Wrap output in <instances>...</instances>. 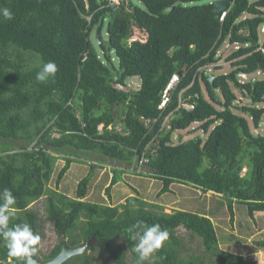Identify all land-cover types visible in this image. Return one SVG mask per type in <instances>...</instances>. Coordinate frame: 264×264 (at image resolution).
Returning a JSON list of instances; mask_svg holds the SVG:
<instances>
[{
  "label": "trees",
  "instance_id": "trees-1",
  "mask_svg": "<svg viewBox=\"0 0 264 264\" xmlns=\"http://www.w3.org/2000/svg\"><path fill=\"white\" fill-rule=\"evenodd\" d=\"M138 1L144 7L130 0V10L128 0H0V9L13 13L10 20L0 16V192L10 188L16 197L10 226L26 221L42 239L45 222L53 225L60 242L48 254L36 245L42 260L56 256L64 240L94 241L63 264H130L129 255L136 263L130 228L138 220L169 232L145 264H257L220 247L213 209L168 213L138 196L114 206L84 200L95 163L75 197L48 187L58 155L66 160L60 182L86 152L116 165L112 184L133 171L161 180L160 194L176 182L191 184L221 195L232 213L234 203L246 205L252 218L264 212V134L253 130L264 124V78L257 77L264 72V0H233L221 20L215 0ZM133 27L146 31L147 40L130 42ZM98 29L100 49L91 38ZM236 44L225 57L231 71L216 73L211 83L209 69H222V50ZM49 60L59 70L40 82L36 74ZM176 73L180 80L160 108ZM241 73L251 77L242 80ZM133 77L140 87L127 89ZM194 123L199 138L178 143L175 132ZM44 195L42 217L29 205ZM180 228L202 240L204 253H191ZM256 244L264 250V239ZM0 261L22 264L2 241Z\"/></svg>",
  "mask_w": 264,
  "mask_h": 264
},
{
  "label": "rangeland",
  "instance_id": "rangeland-1",
  "mask_svg": "<svg viewBox=\"0 0 264 264\" xmlns=\"http://www.w3.org/2000/svg\"><path fill=\"white\" fill-rule=\"evenodd\" d=\"M132 1L144 7L142 2L138 0ZM199 3L201 4L203 2ZM96 36L97 30L92 33L91 38L95 46L100 49ZM103 37L105 40H108L106 30L103 32ZM147 38L148 33L146 31L133 27V34L130 38V42L134 40L146 41ZM234 49H236L235 45H228L225 47L224 50H222L224 56L222 61H225V57ZM209 71L214 73L213 68H210ZM229 71H231L230 64H223V68L217 70L215 74L227 73ZM257 77L264 78V75L260 74ZM241 79L244 80L242 77ZM140 80L139 77L131 78L126 88L138 89L141 84ZM239 98H241L243 102H248V99H246V97L244 98L240 92ZM262 105L264 106V104ZM166 123H169V118H166L165 124ZM199 124L200 123H194L189 129L176 131L174 135L176 138L182 135L186 140L190 141L192 137L195 138L198 134H202V130L200 129H195L193 132L191 131L194 128H198ZM118 128L121 129V126H118ZM253 130L257 133L264 134V124L262 128L257 130L253 128ZM81 154L84 156L74 157L76 161L71 163L70 168L60 182H58V175L60 170L65 166L66 160L58 155L59 157L55 163V171L52 174L51 181L48 183L50 189H56L66 193L70 197H75L78 183L90 173L92 169L91 164L95 163L97 167L95 168L88 194L84 200L114 206L125 203L129 197L138 196L146 200L149 204L152 203L162 206L164 211L168 213L176 209L190 211L207 210V212L213 209L215 210V214L212 220L218 230L220 247L235 253L252 256L257 261V264H264V250L256 244L257 241L264 239V212H256L255 218H252L248 213L246 205L234 203L232 213L228 203L221 195L213 191L204 192L202 189L194 187L191 184L176 182L172 185L171 192L160 194L161 188L163 187V182L161 180L140 175L133 171H127L123 174L122 180L116 184H112L114 174L113 167L116 166L115 164L97 162L95 160L97 156L93 153L81 152ZM208 163L209 160L206 159L205 164L207 165ZM131 170L133 169L131 168ZM109 187L110 193H108ZM47 197V195H44L40 199L32 202L29 208H35L40 212L42 217H45ZM44 233L45 236L40 240L39 247L42 254H48L60 242V238L50 222H45ZM177 234L184 238L188 248H193L191 253H204L205 248L199 237L190 236L185 228L178 229ZM87 251H89V248ZM155 252L148 260L153 259L152 257ZM129 257L130 264H136L135 257H132V255H129Z\"/></svg>",
  "mask_w": 264,
  "mask_h": 264
},
{
  "label": "clouds",
  "instance_id": "clouds-1",
  "mask_svg": "<svg viewBox=\"0 0 264 264\" xmlns=\"http://www.w3.org/2000/svg\"><path fill=\"white\" fill-rule=\"evenodd\" d=\"M0 16L10 20L13 18V13L5 7L0 9ZM58 70L57 63L49 60L43 63L36 74V79L46 82L50 77L54 78ZM15 203L16 197L12 190L4 188L0 192V241L7 248L9 257L20 260L22 264H35L33 259L37 252L35 246L39 244L41 238L26 221L10 226V219L15 216ZM130 231L133 233L131 239L137 241L133 249L137 254L136 264H145L149 257L169 238L168 230L162 228L159 223L149 225L145 221L138 220L131 226Z\"/></svg>",
  "mask_w": 264,
  "mask_h": 264
},
{
  "label": "water",
  "instance_id": "water-1",
  "mask_svg": "<svg viewBox=\"0 0 264 264\" xmlns=\"http://www.w3.org/2000/svg\"><path fill=\"white\" fill-rule=\"evenodd\" d=\"M233 0H215V6L218 10V19H223L225 13L231 8ZM128 7L130 10H132V5L130 0H128ZM97 40L99 43L102 42V32L100 29L97 30ZM182 72H179L181 74ZM208 80H210L211 83H214V79L216 78L215 73H210L207 76ZM214 93L217 95V91L214 90ZM199 136L195 137L197 140ZM183 141V136L179 135L178 136V143H181ZM191 141V140H190ZM93 240H88L87 242L79 245V246H71L67 243L66 240L63 241L62 244V250L54 256L50 260H42L40 257L37 255V252H35L33 259L35 264H63L65 263L68 259L75 255L83 254L87 251V249L93 244ZM0 264H6L4 261H0Z\"/></svg>",
  "mask_w": 264,
  "mask_h": 264
},
{
  "label": "built area",
  "instance_id": "built-area-1",
  "mask_svg": "<svg viewBox=\"0 0 264 264\" xmlns=\"http://www.w3.org/2000/svg\"><path fill=\"white\" fill-rule=\"evenodd\" d=\"M111 1V4L112 5H116L118 4V0H110ZM226 14V13H225ZM224 17V16H223ZM262 32L264 33V25L262 26ZM240 47L239 44H236L235 45V48L238 49ZM264 50V49H263ZM259 74H264V72H259ZM240 76L243 78V79H246L248 77V74L246 73H241ZM180 80V76L178 73L174 74L170 80V83L168 84L167 88L165 89L164 91V94H163V99H162V102H161V105H160V108H163L166 106L167 102L169 101L170 99V90L179 82ZM191 107H193L191 105ZM148 162V159L146 157H144L143 159H141L140 163H139V167L142 168L145 163ZM138 167V166H137ZM140 168H138L140 170ZM132 169H134V167H132Z\"/></svg>",
  "mask_w": 264,
  "mask_h": 264
},
{
  "label": "crops",
  "instance_id": "crops-1",
  "mask_svg": "<svg viewBox=\"0 0 264 264\" xmlns=\"http://www.w3.org/2000/svg\"><path fill=\"white\" fill-rule=\"evenodd\" d=\"M262 31V30H261ZM261 40H262V42H264V33L262 32V36H261ZM220 64H224V65H226V64H230V63H227V62H225V61H221V63ZM231 66V65H230ZM264 75V74H263ZM249 77H251V75H248V77L247 78H249ZM246 78V79H247ZM141 81V80H140ZM140 86V85H139Z\"/></svg>",
  "mask_w": 264,
  "mask_h": 264
},
{
  "label": "flooded vegetation",
  "instance_id": "flooded-vegetation-1",
  "mask_svg": "<svg viewBox=\"0 0 264 264\" xmlns=\"http://www.w3.org/2000/svg\"><path fill=\"white\" fill-rule=\"evenodd\" d=\"M118 2H119V4H120L121 0H118ZM37 255H38V254H37Z\"/></svg>",
  "mask_w": 264,
  "mask_h": 264
}]
</instances>
